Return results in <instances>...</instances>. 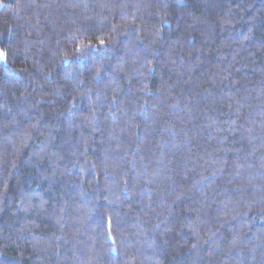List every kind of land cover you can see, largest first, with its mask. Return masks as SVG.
<instances>
[{
    "label": "trees",
    "instance_id": "trees-1",
    "mask_svg": "<svg viewBox=\"0 0 264 264\" xmlns=\"http://www.w3.org/2000/svg\"><path fill=\"white\" fill-rule=\"evenodd\" d=\"M0 264H264V0H0Z\"/></svg>",
    "mask_w": 264,
    "mask_h": 264
},
{
    "label": "snow or ice",
    "instance_id": "snow-or-ice-1",
    "mask_svg": "<svg viewBox=\"0 0 264 264\" xmlns=\"http://www.w3.org/2000/svg\"><path fill=\"white\" fill-rule=\"evenodd\" d=\"M6 59H7V57H6L5 53L2 50H0V60H6Z\"/></svg>",
    "mask_w": 264,
    "mask_h": 264
}]
</instances>
